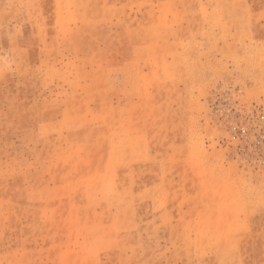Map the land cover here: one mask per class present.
Instances as JSON below:
<instances>
[{
  "label": "rangeland",
  "instance_id": "374dc122",
  "mask_svg": "<svg viewBox=\"0 0 264 264\" xmlns=\"http://www.w3.org/2000/svg\"><path fill=\"white\" fill-rule=\"evenodd\" d=\"M0 264H264V0H0Z\"/></svg>",
  "mask_w": 264,
  "mask_h": 264
}]
</instances>
